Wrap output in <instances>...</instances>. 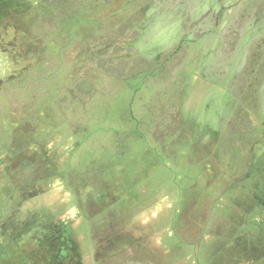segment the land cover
Masks as SVG:
<instances>
[{"label": "rangeland", "instance_id": "rangeland-1", "mask_svg": "<svg viewBox=\"0 0 264 264\" xmlns=\"http://www.w3.org/2000/svg\"><path fill=\"white\" fill-rule=\"evenodd\" d=\"M131 260L264 264V0H0V264Z\"/></svg>", "mask_w": 264, "mask_h": 264}, {"label": "flooded vegetation", "instance_id": "flooded-vegetation-1", "mask_svg": "<svg viewBox=\"0 0 264 264\" xmlns=\"http://www.w3.org/2000/svg\"><path fill=\"white\" fill-rule=\"evenodd\" d=\"M10 151V150H9ZM9 151H6L5 153L6 154H8V153H10ZM11 155V154H10ZM5 160H7V166H9V164H10V162H11V160H10V158L8 157V155H6V156H4L2 159H1V161L4 163V161ZM5 166V165H4ZM7 166H5V167H7ZM50 168H53V167H50ZM9 181H11L10 182V184H11V194H10V196H12V195H14L15 196V194H16V192H17V189H19L18 190V192H17V194H16V196H17V198H16V205L18 206V208H19V210H21V208H22V204H23V202H24V200H27V196L26 197H24V199L22 198V194H21V192H22V190H25L26 191V187L27 186H30V185H33V187L35 188V186L37 185V182L38 181H35V182H33V181H29V182H27V183H22V184H20V185H18V184H15L14 182H13V179L11 178V177H9ZM33 188V189H34ZM69 192H68V196H69V201H71L70 199L71 198H73V196H74V194H75V192H74V190H70L69 189V187L68 188H66ZM24 191V192H25ZM9 199V198H8ZM10 200V199H9ZM19 204V205H18ZM103 204V203H102ZM102 213H101V215L104 213V211H105V209H104V207H102L101 209H99ZM98 214V213H97ZM95 215L94 217H92L91 218V216H86V215H83L82 216V219H81V221H82V227H83V231H82V233L83 234H86L87 235V237H88V235H89V233H90V228H89V226L90 225H88V224H91V222L94 220V218H96V217H99L100 216V213L98 214V215ZM28 222V220H24V221H22L21 222V224H20V231H19V233L20 234H29L30 232H32L33 234H36V235H41V234H46L45 235V240H47L48 238H50L51 236H49V233H52V231L50 230V229H47L49 226H45V227H42V229H33L32 227H31V224L30 223H27ZM87 225H88V227H87ZM50 228V227H49ZM90 229V230H89ZM42 230H44V231H42ZM93 230V229H92ZM70 233V232H69ZM36 235H34V236H36ZM70 235H71V233H70ZM48 236V237H47ZM83 236H85V235H83ZM4 237L5 238H7L8 240H9V237L10 236H8L6 233L4 234ZM68 237V232H67V235H66V238ZM86 237V238H87ZM38 241L40 242V244H44L43 243V240H41V238L39 237V239H38ZM45 245V244H44ZM125 264H134L133 263V260H131V261H127Z\"/></svg>", "mask_w": 264, "mask_h": 264}]
</instances>
